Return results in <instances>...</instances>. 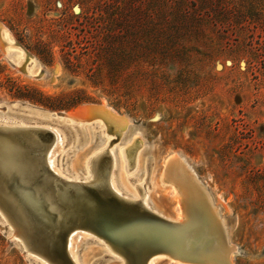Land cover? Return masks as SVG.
<instances>
[{
	"label": "rangeland",
	"instance_id": "obj_1",
	"mask_svg": "<svg viewBox=\"0 0 264 264\" xmlns=\"http://www.w3.org/2000/svg\"><path fill=\"white\" fill-rule=\"evenodd\" d=\"M0 23L42 69L23 73L0 41V111L20 103L60 113L105 101L140 130L148 169L157 146L189 158L193 174L185 165L179 172L182 217L191 223L201 207L187 187L202 180L229 214L240 249L232 262L264 264V0H0ZM69 156L66 165L76 151ZM1 230L0 264H31ZM198 242L223 255L219 238ZM86 245L78 256H88Z\"/></svg>",
	"mask_w": 264,
	"mask_h": 264
},
{
	"label": "bare ground",
	"instance_id": "obj_2",
	"mask_svg": "<svg viewBox=\"0 0 264 264\" xmlns=\"http://www.w3.org/2000/svg\"><path fill=\"white\" fill-rule=\"evenodd\" d=\"M0 41L6 57L11 60L13 66L21 68L23 73L31 77L42 75L40 62L15 42L8 29L1 23ZM80 107L69 112L56 113L40 111L20 103L5 104L4 110L0 111V131L12 134V128L23 126L50 131L53 139L47 154V166L57 176L68 181H79L95 190L103 189L106 169L103 158L106 155L109 159L107 181L110 189L130 202H138L139 205L173 223L181 221L183 216L181 208L185 206L182 199H179L184 190L180 187L179 175L184 174L182 172L184 165L191 166L188 169L191 171L192 163L189 162V158L171 147L161 150L157 146L156 158L148 169V145L131 118L120 114L105 101ZM80 109L83 113L77 114ZM34 138L23 139V143L36 144ZM82 140H85V145L80 144ZM135 143L138 144V148L130 162L129 151ZM83 147H85V155L77 154ZM74 151H76L75 158L66 165L70 153ZM113 170L116 172L115 177ZM0 173L12 185L8 192L0 188V195L5 197V203L0 201L1 231L13 240L31 264H57L34 245L36 240L31 236L35 233L36 214L44 220L45 225L57 233L72 222L70 209L67 214L65 209L56 207V203L49 195L41 194L40 190L38 192L36 179L25 166L22 148L6 137H0ZM191 173L193 174V171ZM193 179L198 181L194 189L191 185L190 188L187 187L188 185L185 186L191 199L195 196V200H201V207L192 215L193 221L188 223L186 232L189 230L191 237L189 238L188 233L185 232L190 246L188 252L191 255L196 251L200 257H215L214 263L211 264H234L232 260L240 255V249L231 241V230L228 225L230 219L227 216L229 214L225 212L226 208L219 195L213 194L202 180L194 177ZM164 184L169 186L162 191L159 186ZM203 187L206 188L207 193ZM6 204H10L11 208ZM223 211L225 216L222 215ZM202 213H205L204 224ZM209 225H222L225 231L224 241L218 235L210 233ZM75 232L77 230L72 232L67 242V255L72 264H97L100 259L105 261L104 264H126L121 255L90 231L82 230L80 234ZM200 235L219 238L225 246L223 255H217L208 245L198 242ZM86 243L88 245L83 250H89L88 256H78L77 253ZM164 258L169 257L163 253L155 254L147 264H166ZM169 259L181 264H193L181 257Z\"/></svg>",
	"mask_w": 264,
	"mask_h": 264
},
{
	"label": "water",
	"instance_id": "obj_3",
	"mask_svg": "<svg viewBox=\"0 0 264 264\" xmlns=\"http://www.w3.org/2000/svg\"><path fill=\"white\" fill-rule=\"evenodd\" d=\"M82 113L80 109L77 114ZM12 129V134L0 131V137H6L22 148L25 166L34 175L38 192L40 190L41 194L49 195L57 208L65 209L67 214L70 209L72 214L70 225L57 233L45 225L44 220L36 214L35 233L31 237L36 240L34 245L51 261L57 264H72L67 255L68 239L74 230H77L75 233L85 230L105 241L125 259L126 264H147L149 259L158 253L174 259L181 257L193 264L214 263L215 257H200L196 251L189 254V241L185 235L187 216L173 223L110 189L107 181L109 162L105 169L102 190H95L79 181L65 180L53 173L46 164L53 139L50 131L33 126ZM26 138H34L37 143L24 144L23 139ZM11 187V183L0 173V188L8 192ZM4 200L5 197L0 195V201L5 203ZM6 205L11 208L10 204ZM208 227L210 233L218 235L224 241L225 231L222 225ZM3 234L5 235V232Z\"/></svg>",
	"mask_w": 264,
	"mask_h": 264
},
{
	"label": "trees",
	"instance_id": "obj_4",
	"mask_svg": "<svg viewBox=\"0 0 264 264\" xmlns=\"http://www.w3.org/2000/svg\"><path fill=\"white\" fill-rule=\"evenodd\" d=\"M18 89H19V87H15V88H14V91H18Z\"/></svg>",
	"mask_w": 264,
	"mask_h": 264
},
{
	"label": "flooded vegetation",
	"instance_id": "obj_5",
	"mask_svg": "<svg viewBox=\"0 0 264 264\" xmlns=\"http://www.w3.org/2000/svg\"><path fill=\"white\" fill-rule=\"evenodd\" d=\"M104 179H105V177H104Z\"/></svg>",
	"mask_w": 264,
	"mask_h": 264
}]
</instances>
